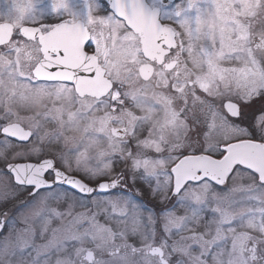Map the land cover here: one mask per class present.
<instances>
[{
	"label": "snow or ice",
	"instance_id": "1",
	"mask_svg": "<svg viewBox=\"0 0 264 264\" xmlns=\"http://www.w3.org/2000/svg\"><path fill=\"white\" fill-rule=\"evenodd\" d=\"M106 6L0 0V199L25 191L67 205L51 209L44 243L30 229L14 239L13 223L0 264H264V104L259 140L245 123L264 101V0ZM226 95L235 99L220 111ZM237 176L250 181L233 189L244 197L206 221L213 183ZM143 197L175 202L157 211ZM77 201L111 204L125 221L130 209L132 228L115 231L91 211L65 224Z\"/></svg>",
	"mask_w": 264,
	"mask_h": 264
},
{
	"label": "rangeland",
	"instance_id": "2",
	"mask_svg": "<svg viewBox=\"0 0 264 264\" xmlns=\"http://www.w3.org/2000/svg\"><path fill=\"white\" fill-rule=\"evenodd\" d=\"M181 2V1H180ZM0 22H3L2 20H0ZM177 26V25H176ZM178 27V26H177ZM15 41L19 42L18 39H16ZM2 48V47H1ZM228 99H235L234 97H229V96H225L223 98H218L216 100V106L217 108H219L220 111H223L222 108V104L224 103V101H227ZM262 104H264V101H261L259 99H256L252 105L247 109V111L252 114L253 119H250L248 121H246V126L249 128L250 131L253 132L254 134V138L259 140L260 136H259V132L257 131L256 127L254 126V122H255V114L258 112V110L261 108ZM198 114H200L199 112V108L197 109ZM203 119V116L201 117ZM201 133H203L204 131L207 130L206 126L205 127H201ZM190 135L193 136V138H195V134L194 133H190ZM202 139V136H201ZM125 165L123 163L117 164L116 166V172H120L122 170H124ZM129 183H131V181H129ZM250 181L247 179V177H241V176H237L234 180H229L226 185L224 187H217L215 185H213L212 191L209 193V207L208 210L205 213V220L209 221L212 219L213 213L211 212V208L216 207L217 204L219 203L220 206H226V203L228 201H238L241 200L244 197V193L242 191H238V190H233L234 188H240L242 185H247L249 184ZM2 185V184H1ZM131 191L135 192V188H132ZM170 194V193H169ZM146 202V206H155V208L157 209V211H159L161 208L163 207H169L166 203L165 204H161L159 199L157 200H152L148 197H143L141 198ZM173 202H175V200L173 199ZM96 203L100 204V207H96ZM123 205L121 204L119 207H122ZM95 212V213H99L98 216V220L101 224H107L108 226H110L112 229H114L115 231H122V230H130L132 228V223H131V217H132V213L131 210L129 209V217L128 220L125 221L124 218L119 216V211L117 210L116 213H112V206L111 204L105 203L103 201H98V202H92V206L90 207L88 205V207H81V202H78V215L82 214V213H88V212ZM111 214L113 215V219L111 220H107L105 217L106 215ZM178 215H183L184 212L182 209L178 210ZM78 215H74L72 217H77ZM146 220L147 217V213H143L142 214ZM65 222H67V220H65ZM85 224L88 223V221H83ZM59 223H52L51 225H48L49 229H51L52 227H56ZM66 224V223H65ZM46 223H42V224H22V225H15L14 226V232H13V238L15 239L16 236H23L25 239H31V232H25V229H30V230H34L35 234H36V243L40 244V243H44L43 240L40 239V233L41 231L45 228ZM11 226L8 227V229L5 231V235L6 236L9 232ZM157 227L159 228L160 225L158 224ZM214 232V231H213ZM50 235V232L48 233ZM184 234H188V233H184ZM2 238V237H1ZM178 238V237H177Z\"/></svg>",
	"mask_w": 264,
	"mask_h": 264
},
{
	"label": "flooded vegetation",
	"instance_id": "3",
	"mask_svg": "<svg viewBox=\"0 0 264 264\" xmlns=\"http://www.w3.org/2000/svg\"><path fill=\"white\" fill-rule=\"evenodd\" d=\"M181 0H174V3H178ZM101 2L105 5V11L107 10L106 2L105 0H101ZM97 14H103V13H97ZM68 17H65L67 19ZM58 20L56 18H46L42 21V23L45 24H54L57 23ZM165 23H170L168 21H165ZM26 26H33V25H26ZM173 28L176 29V31H182L179 27H177L175 24H170ZM14 40L18 39L20 43L24 42L23 37H20L18 32L14 33ZM179 42V40H178ZM3 46H0V48ZM4 109L2 106H0V116H3ZM21 162H28L27 158L22 159ZM3 184L2 181H0V185ZM218 187V186H217ZM224 187V186H223ZM221 188V187H219ZM4 193L0 191V197H2ZM7 200L0 199V213L7 211L8 216L5 218L9 221V224H6L3 231L0 232V238L5 235V231L8 229L9 226H12L14 223L15 225H22V224H42L47 223L48 219L51 216V209L54 207H57L58 210L63 211L67 208L66 204L61 203L59 206L54 201H49L48 203H43L40 199L33 200L31 197H28L27 192L25 191H13L10 190L8 193ZM170 195V194H169ZM23 201L24 203H20ZM78 202H75V205L73 207V215H78ZM174 203L173 200L170 202H166V205L170 207L171 204ZM88 205L91 207L92 202H88ZM67 217L64 221V223H68L69 220H72L74 217ZM52 223H60L59 221L53 220ZM215 229V225H213V231ZM186 235V234H185Z\"/></svg>",
	"mask_w": 264,
	"mask_h": 264
},
{
	"label": "water",
	"instance_id": "4",
	"mask_svg": "<svg viewBox=\"0 0 264 264\" xmlns=\"http://www.w3.org/2000/svg\"><path fill=\"white\" fill-rule=\"evenodd\" d=\"M105 2H106V0H105ZM227 101H225L224 103H226ZM214 184V183H213ZM219 186V185H218Z\"/></svg>",
	"mask_w": 264,
	"mask_h": 264
}]
</instances>
